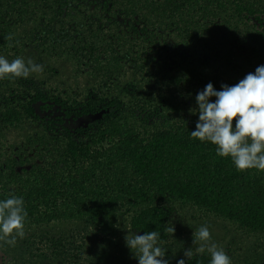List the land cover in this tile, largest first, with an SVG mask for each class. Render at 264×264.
Returning <instances> with one entry per match:
<instances>
[{
	"label": "trees",
	"instance_id": "obj_1",
	"mask_svg": "<svg viewBox=\"0 0 264 264\" xmlns=\"http://www.w3.org/2000/svg\"><path fill=\"white\" fill-rule=\"evenodd\" d=\"M9 16H42L49 26L48 52L68 54L104 84L120 78L127 61L141 84L211 82L218 90L264 65V0H0V50L12 42ZM70 20L75 36L66 26ZM162 29L171 30L176 45L186 49L175 48L168 69L149 55L161 46ZM161 102L162 108L145 112L140 122L115 99L89 96L69 106L38 90L26 105L5 103L0 125L16 129L31 118L43 122L46 133L28 136L13 149L34 148L33 154L0 166V199L23 197L25 227L75 221L100 225L105 232L125 214L133 232L155 230L163 241L170 210L178 204L264 235V172L238 171L231 158L217 156L216 145L191 137L196 121L179 119L174 102ZM55 108L62 115L60 126L66 119L99 117L58 137L49 118ZM210 259L204 252L185 264Z\"/></svg>",
	"mask_w": 264,
	"mask_h": 264
},
{
	"label": "rangeland",
	"instance_id": "obj_2",
	"mask_svg": "<svg viewBox=\"0 0 264 264\" xmlns=\"http://www.w3.org/2000/svg\"><path fill=\"white\" fill-rule=\"evenodd\" d=\"M9 20L13 31L12 42L0 50V55L9 61L17 57H22L26 63L31 60L40 65L41 70L31 72L27 78L0 80V112L4 109L5 103L14 106L28 104L30 96L41 90L50 98H61L69 106L85 102L89 96L106 101L115 99L122 103L123 110L133 109L135 112L133 117L138 122L145 112L162 108V98L178 106L179 119L197 122L198 113L193 114L190 109L198 111L195 109L197 108L195 97L206 84H194L191 87L141 84L140 75L128 61L124 63L125 72L120 78L104 84L90 72L89 67L81 65L68 54L57 55L48 52L49 46L45 44L49 26L42 16L34 20H19L15 16H9ZM79 22L77 19L76 24L79 25ZM66 26L69 35L75 36L73 33L76 30L75 20L68 21ZM158 36L161 46L153 49V53L149 51V55L168 69L171 65L169 58L175 48L181 51L186 49L182 43L176 45L177 41L171 30L162 29ZM57 38L60 39L59 36ZM148 64L151 66L150 62ZM129 86L135 88L133 93L127 91L126 88ZM36 109L39 111L37 107ZM53 111L49 118L54 120L58 137L65 136L64 129L74 131L99 117L96 115L78 120L66 119L63 126H60L57 118L62 115L57 108ZM45 130L43 122L31 118L24 119L21 127L16 129L0 125V166L8 159L26 156L27 153L33 154L34 148H23L19 152L13 149L23 144L28 136L42 135L46 133ZM52 134L50 132L48 136ZM204 225L209 227L213 242L230 255L233 264L253 262L264 264V235L240 231L227 221L197 208L178 204L173 205L170 210L165 223L166 237L160 244L167 251L166 259L169 264H178L180 259H188L184 252L188 249L195 251L198 247L193 243L194 232ZM24 232L22 237H16L14 245L0 241V264H138V260L125 243L128 232H133L130 228V216L125 214H118L112 229L105 232L100 225L75 221H54L41 227H25Z\"/></svg>",
	"mask_w": 264,
	"mask_h": 264
},
{
	"label": "clouds",
	"instance_id": "obj_3",
	"mask_svg": "<svg viewBox=\"0 0 264 264\" xmlns=\"http://www.w3.org/2000/svg\"><path fill=\"white\" fill-rule=\"evenodd\" d=\"M39 70L41 66L31 60L26 63L17 57L9 61L0 55V80L27 78ZM195 99L198 111L190 112L198 113V120L191 137L216 145L217 156L231 158L238 171L264 172V65L257 66L254 73H248L235 85H221V90L209 82ZM27 216L23 197L0 199V241L14 245L16 237L25 234ZM125 243L138 264H169L167 251L160 246V232H128ZM193 243L198 247L195 251L186 250L185 257L207 251L211 256L209 264H233L224 248L213 242L207 225L194 232ZM178 264H185V260L180 259Z\"/></svg>",
	"mask_w": 264,
	"mask_h": 264
}]
</instances>
